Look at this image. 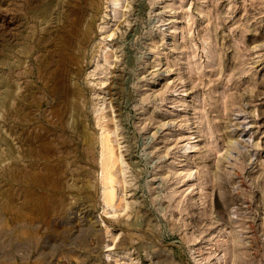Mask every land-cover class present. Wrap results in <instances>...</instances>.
<instances>
[{
    "label": "rangeland",
    "instance_id": "obj_1",
    "mask_svg": "<svg viewBox=\"0 0 264 264\" xmlns=\"http://www.w3.org/2000/svg\"><path fill=\"white\" fill-rule=\"evenodd\" d=\"M97 3L0 0V264H264V0Z\"/></svg>",
    "mask_w": 264,
    "mask_h": 264
},
{
    "label": "bare ground",
    "instance_id": "obj_2",
    "mask_svg": "<svg viewBox=\"0 0 264 264\" xmlns=\"http://www.w3.org/2000/svg\"><path fill=\"white\" fill-rule=\"evenodd\" d=\"M73 2V1H72ZM84 2L86 3V5H87V8L89 9V10H92V9H94V8H96L97 7V0H84ZM82 6V5H81ZM84 6V5H83ZM85 8V7H84ZM92 11H94V10H92ZM84 12L85 11H82V12H80V14H78L77 15V17H76V19H75V22L74 23H77L78 25H79V23L81 22V20H83L84 18H83V16H84ZM89 13V12H88ZM74 14V13H73ZM87 18V17H86ZM85 18V19H86ZM84 19V20H85ZM90 19V18H89ZM86 21V20H85ZM91 21H89L88 23H87V27H85V29H82L80 32H81V40H82V42H85V41H87L86 39L88 38V36H89V32H90V30H91V27H92V24L90 23ZM82 25H83V23H82ZM70 34V33H69ZM71 36V35H70ZM74 36V35H73ZM75 38V37H74ZM78 44V43H77ZM85 44V43H84ZM79 47H80V45H79ZM78 47V48H79ZM81 49V48H80ZM83 51V50H82ZM83 55V54H82ZM83 57V56H82ZM83 59V58H82ZM16 71V70H15ZM69 74V73H68ZM16 76V75H15ZM15 76H13V77H15ZM17 77V76H16ZM20 78V77H19ZM17 79V78H16ZM2 80V79H1ZM3 83H6V82H3ZM63 83V82H62ZM2 84V83H1ZM25 85V84H24ZM61 85V84H60ZM3 86V85H2ZM5 86V85H4ZM62 86V85H61ZM67 86V85H66ZM7 87H8V85H7ZM60 87V86H59ZM5 88V87H4ZM28 88V87H27ZM15 89V88H14ZM17 89V88H16ZM66 89V88H65ZM71 89V88H70ZM3 90V89H2ZM30 90H31V88H30ZM7 91V90H6ZM5 91V92H6ZM13 91V90H12ZM11 91V92H12ZM17 91V90H16ZM45 91V90H44ZM9 92V91H8ZM18 92V91H17ZM17 92H15L16 94H17ZM20 93V92H19ZM12 94V93H11ZM6 95H8V94H6ZM20 95V94H19ZM3 96V95H2ZM14 95H12V97H13ZM22 96V95H21ZM20 96V97H21ZM63 97V96H62ZM65 98H66V95H65ZM65 98H63V100L65 99ZM4 99V98H3ZM22 99V98H21ZM18 100V99H17ZM9 101V100H8ZM7 101V102H8ZM15 101V100H14ZM16 103V102H15ZM19 103V102H18ZM8 104V103H7ZM7 104H6V106H7ZM17 104V103H16ZM21 104V103H20ZM5 105V99L4 100H2L1 99V102H0V107H2V106H4ZM9 105V104H8ZM17 105H19V104H17ZM11 106H13V104H11ZM29 106V105H28ZM31 106V105H30ZM33 106V105H32ZM8 108H10V107H8ZM22 108V107H21ZM55 108H57V107H54V109ZM17 109V108H16ZM19 109V108H18ZM22 109H24V108H22ZM70 109V108H69ZM7 110H9V109H7ZM14 110V109H13ZM21 110V109H20ZM25 110V109H24ZM53 110V109H52ZM3 111V110H2ZM19 111V110H18ZM30 111V110H29ZM10 112H12V110L10 111ZM9 112V113H10ZM32 112V111H31ZM30 112V113H31ZM15 113V112H14ZM30 113H29V115H30ZM69 113H71V111L69 112ZM74 113V112H73ZM21 114V113H20ZM67 114V113H66ZM4 116V115H3ZM11 116V115H10ZM72 115L70 114V117H71ZM5 118V117H4ZM16 118V117H15ZM21 118V117H20ZM3 119V118H2ZM8 119H9V117H8ZM13 119V118H12ZM18 119V118H17ZM71 119H74V117L73 118H71ZM75 119H77V117L75 118ZM74 119V120H75ZM5 120V119H4ZM10 120V119H9ZM14 120V119H13ZM17 121V120H16ZM41 121V120H40ZM77 121H80V120H77ZM28 122V121H27ZM13 123H14V121H13ZM79 123V122H78ZM1 124H3V121H2V123ZM16 124V123H15ZM73 124L75 125V122H73ZM80 124V123H79ZM8 125V124H7ZM15 126V125H14ZM66 126V125H65ZM81 126H83V125H81ZM1 127V126H0ZM5 127V126H4ZM75 127V126H74ZM77 127V126H76ZM84 127V126H83ZM83 127H81V129H83V130H85ZM8 128V127H7ZM10 128V127H9ZM12 128H13V126H12ZM15 128H16V126H15ZM18 128V127H17ZM16 128V129H17ZM31 128V127H30ZM6 130V129H5ZM14 130V129H13ZM31 130V129H30ZM29 131V130H28ZM35 131V130H34ZM81 131V130H80ZM86 131V130H85ZM4 132V131H3ZM9 132V131H8ZM16 132V131H15ZM18 132V131H17ZM83 132V131H82ZM12 133V132H11ZM22 133V132H21ZM46 133V132H45ZM44 133V134H45ZM27 135V134H26ZM32 135V134H31ZM31 135H29V136H31ZM36 135V134H35ZM86 135V133L84 134V136ZM24 136V135H23ZM28 136V137H29ZM33 136V135H32ZM88 138H89V136L88 135H86ZM18 137V136H17ZM25 137V136H24ZM35 137V136H34ZM31 138V137H30ZM29 138V139H30ZM22 139H23V137H22ZM28 139V138H27ZM39 138H37V140H38ZM41 139V138H40ZM44 139H45V136H44ZM86 139V138H85ZM34 140H35V138H34ZM46 140V139H45ZM6 141V140H5ZM25 141V140H24ZM27 141V140H26ZM32 141V140H31ZM84 141V140H83ZM90 141V140H89ZM93 141V140H92ZM85 142H86V140H85ZM3 143H4V141H3ZM31 143V142H30ZM33 143V142H32ZM90 143H91V141H90ZM26 144V143H25ZM101 146H102V150H101V158H100V164H101V177H102V180H103V182H104V186H106V191H105V194H106V200H107V202L108 203H110L113 199H114V196H115V187H114V180H115V176H114V174H113V172H112V169L114 168V166H115V164L118 162V157L116 156V152H115V147L113 146V144H112V142H111V139H110V136H109V132H107V131H103V133H102V140H101ZM6 145V144H5ZM4 145V146H5ZM9 145V144H8ZM10 146H12V144L10 145ZM28 146V145H27ZM16 147V146H15ZM34 147H35V145H34ZM34 147H33V149H34ZM46 148V147H45ZM30 149H31V147H30ZM38 149V148H37ZM43 149V148H42ZM54 149V148H53ZM8 150H11V149H8ZM8 150H7V152H8ZM47 153H49L50 151H49V149L47 148ZM19 151V150H18ZM52 151V150H51ZM65 151V150H64ZM6 152V153H7ZM12 152V151H11ZM4 153V152H3ZM13 153V152H12ZM51 153V152H50ZM5 154V153H4ZM11 154V153H10ZM15 154V153H14ZM51 154H53V153H51ZM13 155V154H12ZM11 155V156H12ZM36 155V154H35ZM2 156V155H1ZM45 156V155H44ZM58 159V158H57ZM62 159V158H61ZM47 160H48V158H47ZM58 161V160H57ZM56 161V162H57ZM73 162V161H72ZM37 163H38V161H37ZM31 164V163H30ZM35 164V163H34ZM39 164V163H38ZM56 166V165H55ZM47 167V166H46ZM58 167V166H57ZM31 168H33V167H31ZM30 168V169H31ZM35 168H37V167H35ZM43 168V167H42ZM60 168L61 167H59V170H60ZM29 169V170H30ZM48 169V168H47ZM50 169V168H49ZM53 169V168H52ZM54 170V169H53ZM58 170V171H59ZM32 171V170H31ZM41 171V170H40ZM43 171V170H42ZM47 171V170H46ZM45 171V172H46ZM49 172L50 171H48V174H47V178L48 179H51V176H52V174H49ZM30 173V172H29ZM33 173V172H32ZM60 173V172H59ZM46 174V173H45ZM38 175H40V172H39V174ZM63 175V174H62ZM99 175V174H98ZM35 176V175H34ZM32 177V176H31ZM39 177V176H38ZM32 179H33V177H32ZM35 179V178H34ZM45 179V178H44ZM41 181H42V179H41ZM55 183L56 184H60V180H59V177H58V179L56 178L55 179ZM48 186V185H47ZM58 186V185H57ZM60 187V186H59ZM58 187V188H59ZM38 189V188H37ZM45 189V188H44ZM52 189V188H51ZM37 192V191H36ZM51 192V191H50ZM61 192V191H60ZM80 193V192H79ZM84 193V192H83ZM55 194V193H54ZM60 194V193H59ZM72 194V193H71ZM32 195V194H31ZM29 196V195H28ZM33 196V195H32ZM31 196V198H33ZM39 196V195H38ZM38 196H36V197H38ZM35 197V196H34ZM29 200H30V198H29ZM35 202V201H34ZM44 202V201H43ZM52 203H54V202H52ZM39 204V203H38ZM38 204H37V206H38ZM107 204V203H106ZM40 205V204H39ZM36 206V207H37ZM42 206H43V204H42ZM53 207V206H52ZM54 207H56V206H54ZM36 209V208H35ZM45 209V208H44ZM43 209V210H44ZM55 209H57V208H55ZM42 211V210H41ZM37 213V212H36ZM42 213V212H41ZM43 215V214H42ZM41 215V216H42ZM53 216V215H52ZM59 216V215H58ZM42 217H44V216H42ZM46 219V218H45Z\"/></svg>",
    "mask_w": 264,
    "mask_h": 264
}]
</instances>
